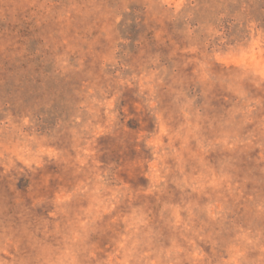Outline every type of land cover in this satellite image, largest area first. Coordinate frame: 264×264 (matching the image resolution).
<instances>
[{"label": "rangeland", "instance_id": "obj_1", "mask_svg": "<svg viewBox=\"0 0 264 264\" xmlns=\"http://www.w3.org/2000/svg\"><path fill=\"white\" fill-rule=\"evenodd\" d=\"M0 264H264V0H0Z\"/></svg>", "mask_w": 264, "mask_h": 264}]
</instances>
